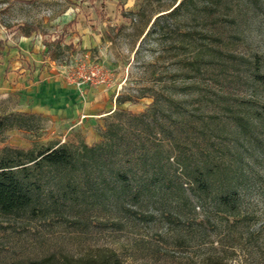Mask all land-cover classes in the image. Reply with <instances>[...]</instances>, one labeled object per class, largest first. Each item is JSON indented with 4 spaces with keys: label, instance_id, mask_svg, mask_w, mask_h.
I'll return each mask as SVG.
<instances>
[{
    "label": "rangeland",
    "instance_id": "rangeland-1",
    "mask_svg": "<svg viewBox=\"0 0 264 264\" xmlns=\"http://www.w3.org/2000/svg\"><path fill=\"white\" fill-rule=\"evenodd\" d=\"M0 36V149L85 140L28 102L46 80L102 64L120 108L168 104L180 127L168 141L173 186L183 184L120 207L93 194L63 204L46 187L34 212L0 214V264H264V0H0ZM199 169L206 190L192 183ZM230 185L229 212L215 197Z\"/></svg>",
    "mask_w": 264,
    "mask_h": 264
},
{
    "label": "trees",
    "instance_id": "trees-1",
    "mask_svg": "<svg viewBox=\"0 0 264 264\" xmlns=\"http://www.w3.org/2000/svg\"><path fill=\"white\" fill-rule=\"evenodd\" d=\"M20 29L22 35L29 37L36 27L24 24ZM4 45L5 40L0 36V49ZM125 101L118 97V102ZM168 119L171 121L168 104L155 96L142 112L126 108L115 110L106 118L104 127L99 129L100 138L93 143L57 141L28 149L2 147L0 214L20 216L34 212L44 189L51 186L57 191L59 202L70 201L74 206L83 202L88 194L101 198L103 205L109 203L117 207L124 205L129 197L152 196L161 201L168 196V191L179 195L183 184L173 186L176 173L168 156V141H175L172 132L180 127L178 121L171 127ZM6 127V119L0 116V130ZM177 163L183 166L178 156ZM192 172V183L204 190L212 185L204 171ZM216 194L217 205L223 211L236 205L238 197L231 185ZM46 262V259H33L26 264ZM213 264L229 263L219 260Z\"/></svg>",
    "mask_w": 264,
    "mask_h": 264
},
{
    "label": "crops",
    "instance_id": "crops-1",
    "mask_svg": "<svg viewBox=\"0 0 264 264\" xmlns=\"http://www.w3.org/2000/svg\"><path fill=\"white\" fill-rule=\"evenodd\" d=\"M116 80L112 77L108 85L89 88L87 85H76L71 75L64 81L46 80L38 89L34 88V99L28 102L27 109L49 115L62 125H69L71 129L80 128L86 142L92 143L98 139L97 129L104 127L107 116L113 114L123 104L116 99L119 93L117 91L119 84ZM87 130L90 134L96 135V139L91 138Z\"/></svg>",
    "mask_w": 264,
    "mask_h": 264
},
{
    "label": "built area",
    "instance_id": "built-area-1",
    "mask_svg": "<svg viewBox=\"0 0 264 264\" xmlns=\"http://www.w3.org/2000/svg\"><path fill=\"white\" fill-rule=\"evenodd\" d=\"M113 73L110 68L102 64H83L71 74V79L78 86L83 84L108 85L112 81Z\"/></svg>",
    "mask_w": 264,
    "mask_h": 264
}]
</instances>
